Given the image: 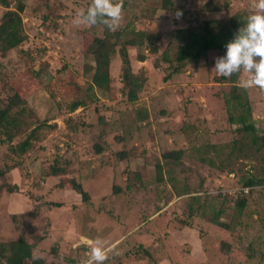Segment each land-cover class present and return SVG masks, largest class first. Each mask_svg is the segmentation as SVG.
<instances>
[{"label":"rangeland","instance_id":"rangeland-1","mask_svg":"<svg viewBox=\"0 0 264 264\" xmlns=\"http://www.w3.org/2000/svg\"><path fill=\"white\" fill-rule=\"evenodd\" d=\"M11 1L16 9L17 0ZM125 1L115 30L132 21L137 35H160L156 53L128 47L133 71L146 79L136 102L121 93L118 53L110 61V90L96 88L85 97V80L93 72L86 65L95 64L85 49L104 37V26L75 25L73 19L92 0H24L25 39L0 48V106L14 93L24 100L13 110L20 135L3 141L0 132L5 173L0 176V242L24 236L32 243L46 235L32 258L43 257L47 264H86L90 238L111 249L106 264H126L127 255L132 264H158L161 255L173 256L176 264H264V140H253V131L228 121V88L213 70L223 55L211 49L196 62L176 37L179 27L239 29L251 0H176L173 8L182 5L187 11L179 17L173 8L153 12L159 0ZM4 10L0 3V21ZM142 51L147 59L139 61ZM164 52L187 61L170 78L167 61L154 65ZM64 66L69 69L61 70ZM247 79L241 72L239 84ZM248 92L258 133L264 134V90ZM81 96L85 104L72 110ZM33 130V146L24 154L14 152L11 147ZM97 142L102 152L95 151ZM167 149L183 151L180 163L165 162ZM55 165L65 167L66 174L49 172ZM74 176L90 193L87 203L70 185L58 186L62 177ZM126 177L134 183L131 190L114 194V183L125 184ZM250 178L259 182L246 185ZM243 195L247 202L240 211L236 200ZM220 210L227 229L208 220ZM123 215L127 223L121 222ZM203 253L202 261L197 256Z\"/></svg>","mask_w":264,"mask_h":264},{"label":"trees","instance_id":"trees-1","mask_svg":"<svg viewBox=\"0 0 264 264\" xmlns=\"http://www.w3.org/2000/svg\"><path fill=\"white\" fill-rule=\"evenodd\" d=\"M136 1V0H135ZM176 0H159V4L156 7H152V11L156 12L160 9L173 8ZM184 1V0H182ZM1 5L5 8L3 16L0 21V48L4 49L9 43L13 45L20 44L25 39V34L23 32V24L21 18V12L25 8L24 0H17L16 9H13V1L11 0H0ZM127 3L125 1L123 5ZM176 12L181 11L182 15H186V9L184 6H179L178 8H173ZM98 25V24H97ZM103 25V24H102ZM95 26V25H92ZM104 26V37H96L92 42L87 45L85 49L86 54L92 56L95 64L92 66L91 63L86 65V71L92 67L91 78L85 80L87 87L85 89V94H90L91 91L99 88L100 90L109 91L111 88V75L109 71L110 61L112 55L118 53L122 59V75L121 82L122 86L120 88L122 95L130 102H136L139 99V92L143 88V83L145 82V76L142 74H136L133 71L131 57L129 53V46L135 45L137 47H143L148 49L152 53L158 51V40L160 35L158 33H151L150 31L145 32L142 35H137L133 22L130 21L126 25L122 26L119 30L110 31L105 25ZM236 27V25L234 26ZM220 26L219 29L213 30L208 26H203V32L196 31L192 27H179L176 31V37L181 41L185 42L181 46V50L186 51V56L188 58L195 60L196 62L201 56L207 53L211 49H217L221 55L226 53V45L235 38L237 28H233L232 25L223 29ZM240 28V27H239ZM162 58H156L154 65L159 67L161 61L165 60L168 63L169 75L166 78H170L172 74L180 73L183 67L186 65L187 61L184 56H178L176 61L170 58L168 52L162 53ZM147 59V54L145 51L139 52L137 60L144 61ZM69 69L68 66H64L61 70ZM239 74H233L230 78L219 76L216 78L217 82L223 83V88H228L225 90L226 104L228 109V121L230 124H237L241 126L245 131H253V140H258L259 138L264 140V134L258 133V126L256 125L253 116V107L248 92L242 85L239 84L238 78ZM143 81V83H141ZM85 99L78 97L71 105V109L75 110L78 107L85 104ZM24 100L21 99L18 93L8 97L7 103L0 106V132L4 135L3 141H12V139L20 135L21 126L19 124L17 113L13 114L15 107L22 106ZM264 126V124H262ZM36 130V129H35ZM35 130L30 132L29 135L17 145L11 147V149L18 153H26L32 146V136L35 134ZM95 151L97 153L102 152L103 148L100 143L94 144ZM124 153H119L121 158H124ZM183 151L181 149H167L163 151L162 158L166 163L178 164L180 163ZM157 170L162 174L163 163L159 162L157 164ZM53 175H65L66 168L62 166H51L50 171ZM5 173L0 169V176ZM138 174V173H137ZM259 181L254 178L248 179L246 185L253 186ZM132 179L126 177L125 184L114 183L113 193L122 194L127 193L131 190L133 186ZM66 185H70L74 190L79 192L82 196L83 202H88L91 198L90 193L85 189L83 184L80 182L78 177H62L58 186L60 188H65ZM9 191H15L10 185H7ZM4 189V185H0V193ZM247 202V195H243L236 200V205L240 211L243 210ZM52 205L59 207L62 205L60 202H50ZM222 210L217 211L208 218L209 221L223 227L229 228V224L221 220ZM30 214V213H29ZM20 216H24L21 214ZM126 216V215H125ZM18 217L16 214L13 215V219ZM114 218V217H112ZM124 215L121 217V222L124 221ZM129 222V221H128ZM187 225V224H186ZM185 225V226H186ZM113 228L121 227L120 224L112 226ZM46 235H37L36 241L29 243L24 236L19 237L16 240L9 242H0V256L4 260V264H26L27 261L32 259V264H47L43 257H38L33 259V253L37 248L40 241L44 240ZM224 244V243H223ZM225 248V252L228 251V244L225 243L221 248ZM228 253V252H227ZM191 258V257H190ZM191 260H193L191 258ZM122 261V260H121ZM119 261V262H121ZM106 264V263H104ZM201 264H206L201 262Z\"/></svg>","mask_w":264,"mask_h":264},{"label":"clouds","instance_id":"clouds-1","mask_svg":"<svg viewBox=\"0 0 264 264\" xmlns=\"http://www.w3.org/2000/svg\"><path fill=\"white\" fill-rule=\"evenodd\" d=\"M123 13V0H92L87 11H79L73 19L75 25L103 24L110 31L119 27ZM182 12L178 11L177 16ZM213 70L230 78L241 72L248 74L242 82L247 88L264 90V0H251L246 24L240 27L235 38L226 45V53L215 59ZM86 264H104L111 249L100 239L89 241Z\"/></svg>","mask_w":264,"mask_h":264},{"label":"crops","instance_id":"crops-1","mask_svg":"<svg viewBox=\"0 0 264 264\" xmlns=\"http://www.w3.org/2000/svg\"><path fill=\"white\" fill-rule=\"evenodd\" d=\"M186 228L188 229V227H186ZM177 240L178 239L175 237V242H178ZM90 241H94V239L93 238H90ZM166 254H171V253H166ZM156 255L159 256V254H156ZM127 257H128V255L126 256V260H125L126 264H132V260L130 258H127ZM204 257L206 258L207 257V254L205 255L203 253L202 255H198L197 256V258L200 259V260H202V261H203L202 258H204ZM159 260H158V264H174V263L176 264V262H173L172 261L173 260V256L170 257V256L167 255V257H164L163 255H161ZM142 261H143L142 259L139 260V262H142Z\"/></svg>","mask_w":264,"mask_h":264},{"label":"built area","instance_id":"built-area-1","mask_svg":"<svg viewBox=\"0 0 264 264\" xmlns=\"http://www.w3.org/2000/svg\"><path fill=\"white\" fill-rule=\"evenodd\" d=\"M86 255L88 256V253H89V248L88 247H86Z\"/></svg>","mask_w":264,"mask_h":264}]
</instances>
